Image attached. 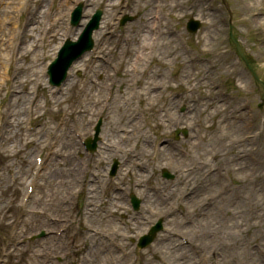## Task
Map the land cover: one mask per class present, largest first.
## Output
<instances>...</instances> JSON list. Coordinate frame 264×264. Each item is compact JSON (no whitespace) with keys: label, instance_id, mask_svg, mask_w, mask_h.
Masks as SVG:
<instances>
[{"label":"rangeland","instance_id":"1","mask_svg":"<svg viewBox=\"0 0 264 264\" xmlns=\"http://www.w3.org/2000/svg\"><path fill=\"white\" fill-rule=\"evenodd\" d=\"M25 1H16L8 19L10 30L0 35V46L2 50L6 48L3 54L8 64L7 67L0 66V72L6 71L8 81H12V70L20 71L16 76L19 83L16 84V80L14 83L18 95L27 97L15 108L7 91L8 82H5L0 97V256H5L0 264H69L68 259L73 260L72 264H100L97 249L103 252L106 247L102 244L108 242H102L90 230L107 234L116 240L115 243L119 242L124 250L128 249L129 255L125 256L124 250L114 252V246L108 243L110 247L106 259L111 255L109 264H116V261L112 262L113 257L123 258L119 264H264V90L253 81L245 64L238 61L235 46L229 38L230 18L227 11L228 8L233 13L235 35L242 49L264 80V0H224L227 7L223 0H101L102 7L98 5L95 8L84 4L82 22H87L88 15L100 9L103 12L102 22L107 20L110 24L111 34L114 35L105 38L106 50L102 57L112 62L114 67L111 70L104 62H95L106 71L94 76L92 65L83 69L82 61L78 63L79 68L75 66L70 70L66 83L55 89L49 84L47 64L62 46V39L75 41L81 32L78 31L74 37L64 38L60 35L52 49L46 43L41 50V31L33 37L23 34L21 26L26 19V11L23 12ZM38 1L33 7L40 13V22L46 26L48 19L45 15L50 11L47 5L52 6V0H47V3ZM62 1L55 0L54 8ZM113 1L121 4L114 11L109 10V4ZM77 6L78 3L75 8ZM158 6L163 9L159 24L166 35L160 34L157 42L162 41L164 48L159 45L157 51L155 45L146 51V60L139 65L144 74L139 78V86L132 90L134 76L131 62L139 55L137 51ZM1 7L0 16H3ZM255 12L259 16H254ZM125 16L135 19L120 25ZM193 17L202 22L197 34L186 30L187 22ZM66 26L73 27L70 20ZM173 30L178 34L174 35ZM150 36L153 37L152 34ZM93 39L100 51L102 42L97 40L95 34ZM126 39L130 45L126 44ZM31 42L40 51L39 56L24 50ZM182 42L190 44L193 50L184 51ZM192 56L208 60L192 64ZM114 71H118L119 76ZM86 72L90 74L85 76ZM151 72H161L163 76L157 82L159 89L154 93L155 99L148 101L151 91L146 83ZM107 74L113 80L110 81ZM99 84H102L101 89L98 88ZM161 85L166 86V92H162ZM36 87L39 89L35 97L32 92ZM109 88L114 89L116 97L110 109L104 110ZM123 91L127 94L124 95ZM223 92L229 93L233 99L223 97ZM163 96L166 98L163 99ZM203 96L208 99L203 100ZM33 98L36 111L34 122L42 121L46 125L37 133H28L26 114L30 102L27 101ZM125 98L130 101L127 103ZM247 101L254 107L252 121L247 119ZM153 103L157 106L154 107ZM83 108L90 112L93 110L94 114L91 117L87 114L83 116ZM124 109L135 113L134 118L137 117L141 125L139 129L151 122L147 130L152 124L158 130L153 134L146 130L147 135L152 136V147L165 146L172 151L170 156L163 158L162 164L157 163L156 169L145 165V160H138L139 166H143L144 176L150 179L155 189L163 188V195L167 196L164 203H145L139 193L149 190L156 195L154 187L145 189V184L140 187L142 184L136 181V176L126 175L123 171L125 162L122 158L129 155L128 168L133 166L132 171L140 172L133 165L134 153L137 152L136 137L130 135L131 142L120 144L123 142L121 136H127L122 130L132 128V121L127 123L126 118L121 116ZM140 110L146 114H139ZM155 111L163 116L162 121L154 118ZM72 117L79 119V131L86 138L94 137V125L102 118L98 144L105 147L104 144L109 142L111 145L116 143L115 146L131 152L119 154V158L108 162L107 154L96 157L90 175L94 181L86 183L83 194L78 193L81 188L79 184L86 171L84 165L88 162L83 163L76 173L67 178L63 176L65 161L73 162L75 157L77 162L84 155L83 146L73 136L75 128ZM176 129H187L190 137L175 136L173 131ZM56 132L64 135L66 140L73 139L78 143L80 152L61 150ZM46 133L52 136V142L47 146L52 148L42 149L48 144ZM247 134L252 139L245 140ZM141 141L139 139V144ZM159 142L163 145L159 146ZM141 146L142 149H138L148 154L150 143L147 147ZM181 151H188L193 157L187 160ZM38 153H43L45 165L40 171L35 194L25 205L22 198L32 179L34 159ZM69 154L73 157L69 158ZM175 155L182 160L178 171L174 170L177 161ZM250 156L257 161H252ZM99 161L102 162L100 169H97ZM115 162L120 167L112 177L110 172ZM194 166L198 170L189 175L184 173ZM214 169L217 172L210 174ZM163 170H167L175 179H165ZM95 172L99 173L100 178L93 177ZM224 175L232 178L234 183L229 184L231 187L219 196L217 190L224 183ZM121 176L122 181L119 180ZM181 182L184 184L180 185ZM198 184L201 185L199 190L196 187ZM93 187L96 188L95 197L91 194ZM115 193L123 194L124 200L112 205ZM131 195L140 200L138 213L132 211ZM88 202H92L99 215L85 216ZM147 207H155L156 213L152 215ZM60 213L64 215L60 216ZM58 217L67 221V231L62 235H59L62 226L54 220ZM158 218H163L170 233L188 236L196 251L195 247L190 246L171 250L180 245V241L164 234H159L148 248L138 249L137 238L146 234L148 224H154ZM129 230H132V235ZM42 232L46 233V237L36 239ZM165 236L169 238L168 242L163 241ZM182 249L188 251L192 259L186 255L180 257L177 251Z\"/></svg>","mask_w":264,"mask_h":264},{"label":"bare ground","instance_id":"2","mask_svg":"<svg viewBox=\"0 0 264 264\" xmlns=\"http://www.w3.org/2000/svg\"><path fill=\"white\" fill-rule=\"evenodd\" d=\"M37 1L38 0H26L25 3L23 4L24 6H26L23 9L24 13L26 11V14H25L26 15V19H25V23L21 26L22 30H24L23 34L26 35L27 37H30L32 35H37V33L39 31H41V35L45 32V34H47V38H48L46 40V43H48V46L51 47V49H52V45L57 43V41L59 40L60 35L64 36V38H66V36L67 37H74V36L78 35L77 34L78 31L79 32L82 31V28L77 29V28L72 27L70 29V28H66L65 27V20H66V18H68L69 13L72 10H74L75 4L84 3L85 5L91 6L92 8H95L98 5H99V7H102V4H103V2L101 0H63L54 11H51L52 7L51 6L49 7V5H47V9L50 10V11H49V13L46 12L45 17L49 18L50 25L47 24L45 26V25H43L40 22V13L37 12L34 9V7H33V5L35 6L39 2V1L38 2ZM53 1L54 0H52V3H53ZM43 2L47 3V0H44ZM0 5L2 6L1 7L2 8L1 11L3 12V16H0V35L1 34L4 35L7 32L8 19L10 18L11 13H12L10 11L12 9H14V7L12 6V4L7 3V0H0ZM120 5H121L120 3H115L113 1L111 4H109V10H113L114 11L115 9H118ZM86 12L87 11H85V13ZM107 12H108V10H107ZM85 15H87V14H85ZM150 21H154V19L150 18ZM103 24H104L103 28H101L99 33L96 34V37L98 38L97 40L102 42L99 54H103V52H105V50H106L105 49L106 48V39L105 38L108 37L109 35H111V33H112V30H111L109 22H107V20H104ZM147 29H148V31L144 35V41H143L141 47L137 51V53L140 54L141 56H140L139 59H137L135 57V60H132L131 65H140L141 61H145L146 60V51L148 49H151L153 46L154 47H155V45L157 46V51H158L160 46L162 48H164V44L161 45L162 41L160 43H158L157 41L152 43L153 40H152V38L150 36L152 34V31H153L152 23H151V26L149 28H147ZM148 32H149V34H148ZM147 34L150 36L149 40H148V35ZM156 34L160 35V34H163V32H161V31L159 33L156 32ZM170 40H172V39H170ZM60 42H61V39H60ZM62 42H63V39H62ZM62 42L60 44H62ZM133 43L134 44L136 43V37L135 36L133 37ZM54 47L55 46H53V48ZM166 48H170V47H166ZM4 49H6V48H4ZM24 50L26 52L27 51H31L34 54H36V56H39V54H40V51L35 47V43L34 42H31L29 44V46H27ZM166 50L168 51V49H166ZM164 54H167V53H163V55ZM98 66L99 65L96 64V63L93 65V68H94L93 72L95 74H97V73H99L101 71H106V69L98 68ZM77 68H79V64H78ZM19 72L17 70H15V69L12 70V74H13V78L14 79L12 81H10L12 83V85H13L11 101H12L13 106L15 108L18 105L20 106V104L22 102H25L27 100L26 96L24 97V96L18 95V92H17V89H16V84L19 83L18 78L16 79V76H17V74ZM162 76H163V73H161V72H158V73L156 72L154 74H152V72L150 73L149 78H148V82L146 83L147 85H150L149 86V90L151 91L149 97L147 98L148 101H153L155 99L154 93L157 92V90L159 89V85H158L159 83H157V82H158L159 78H161ZM15 80H16V84L14 83ZM0 81H1V83H0V86H1L0 97H2L1 93H2V91L4 89L5 82H8V73L6 71L5 72H0ZM28 82H31V80H28ZM101 85L102 84H99L98 88L101 89V87H100ZM137 85H139V83ZM162 87H163V85H161V88ZM97 90H99V89H97ZM80 93H84V91H81ZM122 93L124 95L127 94L126 91L125 92L123 91ZM165 98H166V96H163V99H165ZM124 101H126L128 103L130 101V99L129 98H125ZM156 106L157 105L154 104V107H156ZM81 111L83 112V116L87 114L86 116H90L91 117L94 114L93 110H91V112H90V110L89 109L86 110V108L81 109ZM140 111L141 112H139V114L140 113L146 114V112L144 110H140ZM155 113L156 114L154 115V118L156 120H158V121H162L163 120V116L161 114H159L157 111H155ZM72 115H73V113H72ZM134 115H135V113H132V111H127L125 109L121 113V116L126 118L127 123H128L129 120L132 121V123H130L132 128L127 127L128 128L127 135L128 136L132 135V137L135 136L136 139H137L136 146H135V149H137V152L136 153L132 152V153H134L133 161L145 160V165L148 164L149 166H153L156 169L157 168L156 167L157 163L162 164L163 158L167 157V156H170L172 151L170 152L167 149V147H165V146H163L162 148L161 147L155 148L154 146L152 147L151 145L154 144L151 141L152 140V136H148L147 133H146L147 127L151 123L150 120H149V122H150L149 124H147V120H146L145 124H147V125L142 126V128L139 129V127L141 125L139 124V121H138L137 117L134 118ZM20 116H21V111L18 112V117H20ZM155 119H154V121H155ZM133 120H136V121H133ZM8 124H10V123L8 122ZM152 126H153V124L150 125L151 128H149V130H147V131L153 134L154 132H157L158 130L156 131V129L154 127H152ZM56 134H57V132H56ZM56 137H58V142L60 143L61 150L62 149L76 150L77 152H80V149L78 147V143H76L73 139H67L66 140V138H64V135H62V134L61 135L57 134ZM139 139L142 140L141 144L143 145V147H147L149 145V143H150V149H149L148 154L146 153L147 151L141 150L142 146H141V144H139ZM109 143L112 144L111 142H109ZM114 144H116V143H114ZM120 144L122 146V143H120ZM108 147H110V149H112L113 145H110ZM138 148H141V149H138ZM105 150H106L105 154L108 155L107 162L109 161V159L119 158V156H118L119 153L115 152V150H116L115 147H114V150H112V151L107 150L106 148H105ZM120 150H121V148L119 147V151ZM123 151H124V154H126V153L130 154L131 153V152H126L125 150H123ZM127 156L128 157L122 158L124 160V162H125V166H124L125 170H123V171L126 173V175L133 174V176H136V181L138 183L142 184V185H140V187L143 186V184H145V186H144L145 189H147V188L151 189L152 187H154L150 183V179L147 180V178L144 176L143 169L140 172H135V171H132L133 166H129V168H128V164L127 163L130 160V156L129 155H127ZM72 157H73V155L69 154V158H72ZM174 157L177 160L174 170L178 171L179 170L178 166H180V163H182V160L177 155H175ZM192 157L193 156H191V158ZM85 162H86L85 159L78 160L76 162V158L75 157H74L73 162H69L68 163L67 161H65V164H64V167H65L64 171L65 172L63 174L64 178H67L69 175H72L73 173H76L78 171V169H80L79 167ZM25 175H26V172H25ZM119 180L122 181L123 177L121 176V178ZM160 185H163V184H160ZM200 186L201 185H199V184L196 186L198 188V190H199ZM155 188L156 187H154V189ZM92 190H93V196L95 197L96 189L93 187ZM148 191L144 190L143 192L139 193V196L144 199L145 203L152 202L153 204H156V203H164L165 201H167L166 200L167 196L163 195V192H164L163 188H157V190L155 189L156 195L155 194H151L150 191L149 192ZM150 195H152V197H150ZM123 197H124L123 194L115 193L114 200L112 201V205L117 204V201H119V200L122 202L124 200ZM86 210H87L86 214L87 215L91 214V217H92L93 214L99 215V211H97L95 209V207L92 206V202H88ZM147 211L148 212L155 211V207H151V208L147 207ZM156 211L159 212V208H157ZM167 213H169V211H167ZM100 240L102 242H104L103 239H100ZM163 241H169V239L164 237ZM102 245H104L106 248L103 250V252L101 250L97 249V254L100 256L98 258V260L100 261V264H109L108 261H109L111 255L109 256V259L107 260L106 259V252L109 250L110 246L108 245V243L107 244L103 243ZM102 245H101V248H102ZM114 252H117V251L114 249ZM177 253L178 254L180 253L179 254L180 257L183 256V255H186L188 258L190 257L192 259V257L190 255H188L189 254L188 251L184 252L183 249H182V250H178ZM115 257H116V254H115ZM122 260H123L122 257H118V258L117 257L116 258L113 257L112 262L115 263V261H116V264H119ZM92 262L94 263V260H92ZM193 264H195V262Z\"/></svg>","mask_w":264,"mask_h":264}]
</instances>
